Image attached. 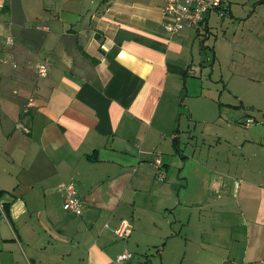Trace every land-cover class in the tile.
<instances>
[{
    "label": "crops",
    "instance_id": "1",
    "mask_svg": "<svg viewBox=\"0 0 264 264\" xmlns=\"http://www.w3.org/2000/svg\"><path fill=\"white\" fill-rule=\"evenodd\" d=\"M166 1L0 0V264H264V128L245 113L264 99V0L174 36ZM225 63L227 107L186 105L188 77Z\"/></svg>",
    "mask_w": 264,
    "mask_h": 264
},
{
    "label": "built area",
    "instance_id": "2",
    "mask_svg": "<svg viewBox=\"0 0 264 264\" xmlns=\"http://www.w3.org/2000/svg\"><path fill=\"white\" fill-rule=\"evenodd\" d=\"M228 3L227 0H167L163 7V19L166 31L174 36L181 32L185 27H192L198 33L205 30L207 17L213 10H217L223 16ZM11 38L7 39V43L11 44ZM49 72V61H45L38 68L40 77H46ZM32 99L30 102L32 103ZM31 107V104L28 105ZM27 111V109H26ZM25 132H29L27 127L22 128ZM156 165L160 168L162 165L161 159L156 157ZM160 179L165 178L163 171L159 172ZM60 191L63 192V210L67 213L81 216L83 214L84 202L79 197L74 183H62L59 185ZM3 212V211H2ZM131 233L129 224L123 221L119 228L115 230V235L118 238H128ZM132 258V253L125 251L117 256V263L124 264Z\"/></svg>",
    "mask_w": 264,
    "mask_h": 264
},
{
    "label": "rangeland",
    "instance_id": "3",
    "mask_svg": "<svg viewBox=\"0 0 264 264\" xmlns=\"http://www.w3.org/2000/svg\"><path fill=\"white\" fill-rule=\"evenodd\" d=\"M230 1L232 2V4L240 7L239 8L240 14H244V13L248 12V9L251 8L250 13H248L245 18H248V16L251 15V12L254 9L252 7V4L250 3L252 1H250V0H230ZM245 3H247V8H245V10H243ZM228 19H230V18H228V16H227L226 20H228ZM214 20H215V18L213 19V21ZM244 20L245 19H243L242 23H241V21L237 20L238 22L241 23V25L237 27L238 33H240L241 31L247 32L252 26V22L245 23ZM213 24H214V22H213ZM231 30L232 29H229V33H228L229 36H232ZM223 35H224V33L222 32V30H220L219 32L217 31V33L213 34V36L211 37V39L209 41L213 44L216 41H218V44H219V42L222 40ZM248 63H246V64L249 65ZM204 69L206 71H204L203 73L195 72L193 75L188 77V80H189V88L187 87V90L189 89V91L187 92L188 97H187L186 91H185L184 95H183L184 96L183 102H186L185 103L186 105L192 106L194 109H197V108L200 109L198 98L200 96H203V97H206V101H208L209 103H213V105L215 104L217 108H219L221 106L224 109V107H227V105L223 104L222 102H227L228 100H232V97L229 96V93L227 91L224 92L223 96L221 97V91L223 92L224 87H223V84L220 82V80L224 79L223 80L224 83L229 82V79L231 76L230 65L225 63V64H223L222 67H220L219 65H216L214 68L207 66ZM236 70H237V72L238 71H240V72L245 71L241 67L239 70L236 67ZM233 71H234V69H233ZM257 87L259 89H261L262 91L264 90V86H262V87L257 86ZM254 91L257 92L256 88ZM245 99L248 102H250V103H245V105H246L245 113L249 117H253L254 120L256 121V124H253L252 128H260V127L264 128V99L259 98V96H257V95H254L253 91L252 92L248 91L247 97ZM252 107H254L255 109ZM224 113H225V111H224ZM223 118L227 119L226 117H224V115H223ZM232 121L236 122L237 118L234 117L232 119ZM198 133H199V131H198ZM198 133L195 132L194 134H196L198 136L200 134V133L199 134ZM204 142H207V141H204ZM201 143H203V141H201L200 144ZM217 144H218V142L215 141L213 144H211V146L215 147ZM211 146H209V148ZM206 149H207V146H206ZM157 157H159V156H157ZM162 168H163V166L161 165L160 169H162Z\"/></svg>",
    "mask_w": 264,
    "mask_h": 264
},
{
    "label": "trees",
    "instance_id": "4",
    "mask_svg": "<svg viewBox=\"0 0 264 264\" xmlns=\"http://www.w3.org/2000/svg\"><path fill=\"white\" fill-rule=\"evenodd\" d=\"M109 0H101L102 3H106L108 2ZM7 6V5H6ZM6 9V7H4V10Z\"/></svg>",
    "mask_w": 264,
    "mask_h": 264
}]
</instances>
